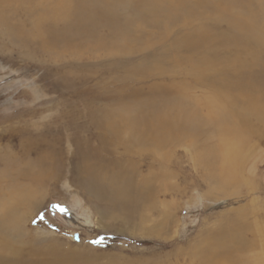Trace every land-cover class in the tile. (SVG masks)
Here are the masks:
<instances>
[{
  "label": "rangeland",
  "instance_id": "1",
  "mask_svg": "<svg viewBox=\"0 0 264 264\" xmlns=\"http://www.w3.org/2000/svg\"><path fill=\"white\" fill-rule=\"evenodd\" d=\"M250 1L264 31V0ZM211 2L0 3V264H264V97L249 101L253 74L264 95V38L257 58L246 56L252 72L227 78L242 97L219 91L208 78L232 70L238 33L216 55L176 46L197 36L189 29L226 30L227 3L221 16ZM222 108L226 134L211 124ZM223 148L241 149L226 181ZM84 151H99L116 200L85 191ZM31 171L48 172L43 184ZM131 184L143 192L134 201ZM19 188L34 200L10 229L2 198Z\"/></svg>",
  "mask_w": 264,
  "mask_h": 264
},
{
  "label": "bare ground",
  "instance_id": "2",
  "mask_svg": "<svg viewBox=\"0 0 264 264\" xmlns=\"http://www.w3.org/2000/svg\"><path fill=\"white\" fill-rule=\"evenodd\" d=\"M3 1L4 0H0V3H2ZM171 1L180 2L181 0H171ZM222 1L223 0H212L211 3L214 4V5H212V9H214L213 10L214 13L217 12L221 16H224V14L226 15V13H224V12H227V9H229V13L226 17L227 24H228L226 30H223V31H219V30L217 31L216 30V32H212L213 29H211L210 31L205 32V31H202L201 27L200 28L197 27L196 31H194L195 28L193 30L189 29V33L191 35H195V33H196L197 36L193 37V39H189V40H186V38H184V37H178L176 39V46L178 48H181V45H185L186 50L187 49L188 50H190V49L196 50V49L202 47L201 45H203V46L209 47L207 49L208 53H212L213 55H216V54H218V49L220 47H224L223 52L226 51V49L228 48L229 43H230V38L233 36L231 34L236 31V34L238 33V35L242 38L240 50L241 49H243V50L241 51L240 56H238V57L226 56L228 61L232 65V70L230 72L228 70L225 71V73H227V74H220V72L218 71V76H215V74L217 72H213L212 74H210L213 76L210 79L208 78V80L211 82L212 81L217 82L219 80L218 85L216 86V88L219 91L229 93L230 95H233L234 97L239 98V97H242V92H243L244 88L239 87L233 83L226 84V82H228L227 78H231L232 80H242L243 76L241 73V68L251 71V67L249 65V62H248L246 56L251 55L252 58H257L258 50L260 47L259 42H261V40L264 38V34H263L264 31H262V29L259 27V25L257 23V19H256L257 14H256V11L254 10V8L252 7V2L250 0H239V1L227 0V1H223V2ZM235 2H236V4H235ZM223 3H227V9L225 8L226 5H222ZM234 4H235V6H234ZM221 6H222V10L224 9V12L219 10ZM235 7H237V8H235ZM238 7L243 12L238 10ZM45 13L46 12H44V11L39 12V14H41V15H43ZM139 14H141V13H139ZM188 21H190V20H188ZM251 28H253V29H251ZM212 33H215V34L212 35ZM245 36H253V38L250 40L244 41L243 38H245ZM261 37H262V39H261ZM219 38H220V41L218 42V45L216 43L210 41V39H219ZM163 51H164V49H163ZM166 51H168V50H166ZM256 53H257V55H256ZM263 55H264V50L262 52V56ZM154 58H155V56H154ZM217 61H219V60H217ZM203 68H204V66H203ZM253 73H255V72L253 71ZM204 76H209V74L206 72V73H204ZM259 77H261L260 74H253L254 91H252L250 94V98H249L250 103H263V100H261V98H263L264 95L262 94V92L260 90L262 84L259 87V84L261 83V81L259 82ZM221 84H223V86ZM261 95H263V96H261ZM260 105L261 104H258L255 106V109L257 111H259V112L254 113L256 116H257V114L261 115V110H259ZM223 109L224 108H222L221 111H223V113H225V115L219 114V116L217 117V115H218L217 114L215 117V119L221 123H211V124L215 128H217L218 130H221V132H220L221 134H223V133L226 134L225 133L227 131L226 125L228 122L226 120L227 118H225V116H226L225 111L226 110H223ZM212 117H213V115H212ZM108 126H110V125H108ZM109 134H111L114 137H118L117 132L115 130H113V128L110 130ZM223 137H224V135H220V138H222V139H220V140H222V145L225 146V144L223 142ZM243 146H245V144ZM231 148L232 147H230V149ZM82 149H84V148H82ZM230 149L229 148H223L222 154H220L221 160H222V163H220L221 164L220 169L222 170V175H224V176H222V179L224 181H226L225 179H226V176L228 175V172H229L228 169L232 170L231 171L232 174L236 172V169L233 168L232 165L236 164V162L239 161L238 156L241 155V151H240L241 149L236 151V152H234ZM203 151H206V150L203 149V150H200V152H197V154H196V160L197 161H201L202 159H207L201 155V153L204 154ZM214 152L216 153V151H214ZM130 155H132V154H130ZM80 158L82 160L81 166L79 167L80 175L83 176V184L85 185L84 189L91 196V198L94 199V200L93 199L92 200L93 201H95V200L101 201L103 199L112 198V197L116 200L117 195L120 196V194L122 193V190H119V193L116 195L115 191H113V190L110 191L107 187H105V184L101 181L102 178H104V177H102L101 171L103 169H107L106 168L107 165L103 166V164L99 163V161L101 159L99 151H94V152L84 151L83 153H81ZM123 161H125V159ZM52 164L53 163H51V165ZM54 165H55V163H54ZM119 169L120 170L114 169L115 175L116 174L119 175V172H120L121 176L122 175L125 176L124 181H127L129 183L130 178L128 175L130 173V170L124 169V168L123 169L119 168ZM47 173L48 172H44L41 174V173H35V172L31 171V172H29V175H30L31 181L33 180V182H40V184H41L42 182H44V178H46L45 175ZM212 173H213V171H212ZM236 177H237V175H236ZM221 184H224L222 182V180H221ZM15 188H17V187H15ZM141 189L142 188L140 186L137 185V187H136L133 184H131L130 188L128 187V190L131 192V194H128V198L131 201L132 200L134 201L136 198H138L143 193ZM14 190L16 191V192L14 191L15 192L14 194L8 193V194H5L2 198L4 200V204L6 201L9 202V203H7V205L5 204V206H6L5 210L7 211V213H5V216H4V225L10 229L18 226L21 223L22 220L18 216L19 213L17 211H18L19 207H21L23 205L25 206V204L31 207L32 206L31 205L32 200H34L33 197L35 194V192L29 188H23V189L19 188L18 191L16 189H14ZM21 208H24V207H21Z\"/></svg>",
  "mask_w": 264,
  "mask_h": 264
}]
</instances>
